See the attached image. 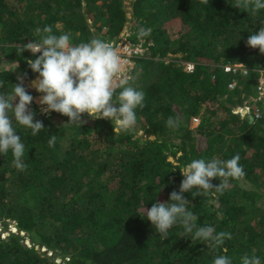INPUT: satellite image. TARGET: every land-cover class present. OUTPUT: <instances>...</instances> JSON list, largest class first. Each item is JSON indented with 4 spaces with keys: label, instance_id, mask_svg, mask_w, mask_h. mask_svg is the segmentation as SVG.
<instances>
[{
    "label": "trees",
    "instance_id": "trees-1",
    "mask_svg": "<svg viewBox=\"0 0 264 264\" xmlns=\"http://www.w3.org/2000/svg\"><path fill=\"white\" fill-rule=\"evenodd\" d=\"M235 2H132L135 25L150 27L154 40L133 72L131 86L145 93L135 129L115 133L111 120L87 114L81 127L67 124L59 113H41L37 99L30 110L45 129L33 136L13 121L27 169L13 166L11 151L0 154V264H213L225 254L240 264L245 253L264 264V118L253 123L232 111L255 73L228 90L231 76L223 70L237 62L264 66V55L246 44L264 26V9H237ZM127 21L125 0H0V91L10 94L26 74L24 87L35 97L27 82L33 87L38 74L27 61L39 53L22 52V45L38 40L37 27L51 25L54 35L70 33L79 44L116 38ZM184 61L195 62L194 72L183 69ZM169 117L180 118L178 129L166 126ZM193 117L200 118L195 128ZM49 135H57L51 147ZM236 154L246 175L230 180L218 198L184 193L198 226L232 239L212 248L176 224L164 240L144 209L179 192V166Z\"/></svg>",
    "mask_w": 264,
    "mask_h": 264
},
{
    "label": "clouds",
    "instance_id": "clouds-1",
    "mask_svg": "<svg viewBox=\"0 0 264 264\" xmlns=\"http://www.w3.org/2000/svg\"><path fill=\"white\" fill-rule=\"evenodd\" d=\"M233 7L257 12L264 9V0H236ZM151 32L150 27H140L138 38L147 37ZM35 35L38 40H28L22 45V52L28 51L34 56L39 53L36 59L28 60L27 63L31 71L38 74L33 87L41 94L38 103L43 113H59L69 118L67 124L78 127L84 123L81 117L87 114L93 120H111L115 125V133L135 129L136 109L145 107V93L131 86L138 73L132 75L126 72V62L114 42L94 37L88 42L73 44L70 33L54 35L51 25L37 27ZM246 44L251 49H259L260 54L264 55V26L250 34ZM25 78L26 74L17 78L18 83L13 85L10 94L0 91V154L6 155L11 151L13 166L19 171L27 169L23 160L25 144L16 134L13 121L30 129L33 136L45 129L43 122L35 119L36 113L30 110L34 98L24 87ZM3 87L0 84V88ZM117 89H120L119 92ZM114 104L119 106L115 107ZM180 124L179 117H169L166 121L170 129H178ZM49 136L48 144L51 147L55 145L57 135ZM239 161L240 156L236 154L228 160L199 158L179 166L183 177L179 192L170 194V202H157L150 209L145 208L146 219L164 240L169 230L180 224L185 233L193 234V239L206 241L212 248H219L226 240L232 239L231 233H215L212 226H198V217L188 209L189 201L184 198V193L191 192L193 197L218 198V194L230 186V180H239L246 175ZM213 179H218L220 183L213 185ZM223 251L227 253L226 248ZM213 264L233 262L225 254L217 255ZM240 264L262 262L258 256L245 253L240 258Z\"/></svg>",
    "mask_w": 264,
    "mask_h": 264
},
{
    "label": "built area",
    "instance_id": "built-area-1",
    "mask_svg": "<svg viewBox=\"0 0 264 264\" xmlns=\"http://www.w3.org/2000/svg\"><path fill=\"white\" fill-rule=\"evenodd\" d=\"M127 21L125 27L118 37L107 39L106 41L114 42L119 48V54L126 62V72L132 74L137 68V60L148 56L151 47L154 45L153 38L149 35L147 37L138 38L139 28L135 25V21ZM169 61V60H168ZM183 69L186 72H194L196 64L193 61L181 62ZM239 64L245 66L241 67ZM223 70L228 73L231 78L227 82V89H236L240 84V77L245 78L252 73H255V78L252 80L253 86L249 91H244L242 95V102L232 108L234 114L242 118L248 117L253 123L264 118V66L256 69L250 68L244 62L228 63L223 66ZM200 123L199 117L192 118V126H198ZM194 126V127H196Z\"/></svg>",
    "mask_w": 264,
    "mask_h": 264
},
{
    "label": "rangeland",
    "instance_id": "rangeland-1",
    "mask_svg": "<svg viewBox=\"0 0 264 264\" xmlns=\"http://www.w3.org/2000/svg\"><path fill=\"white\" fill-rule=\"evenodd\" d=\"M134 0H125V6H126V9H127V11H128V15L129 16H131L132 15V6H131V4H132V2H133ZM130 20H132L133 22L135 21L134 20V18L133 17H130ZM177 56H180V55H177ZM7 67H9V63H5L4 65H3V68H7ZM31 81V80H30ZM30 81L29 82H27V87L28 88H30L31 90L33 89L35 92H36V94H35V97H34V100L36 101V99H37V104H39L38 103V100H39V98L40 97H38L37 98V96H39V95H41L40 93H38L32 86H31V84H30ZM39 106H40V109L42 108V106L39 104ZM220 115H222V113L220 114ZM194 126H196L195 124H193ZM194 126H192L193 128H195ZM139 134L140 135H142V132L140 131L139 132ZM173 159H174V161H176V159H175V157H173V156H171ZM12 229V231H17L15 228H11ZM0 231H1V228H0ZM2 234H1V236L2 237H5V236H7L8 235V232H1ZM27 243H29V242H27ZM59 261V260H58Z\"/></svg>",
    "mask_w": 264,
    "mask_h": 264
},
{
    "label": "water",
    "instance_id": "water-1",
    "mask_svg": "<svg viewBox=\"0 0 264 264\" xmlns=\"http://www.w3.org/2000/svg\"><path fill=\"white\" fill-rule=\"evenodd\" d=\"M33 80V79H32ZM114 106H116V104H114ZM41 113H43L42 111H41ZM48 114H50V113H48ZM151 138H155V136H151ZM171 161H174V159L172 158V157H170L169 158Z\"/></svg>",
    "mask_w": 264,
    "mask_h": 264
}]
</instances>
